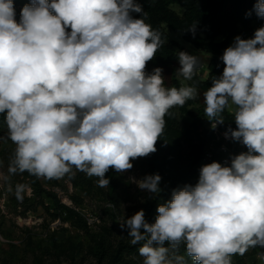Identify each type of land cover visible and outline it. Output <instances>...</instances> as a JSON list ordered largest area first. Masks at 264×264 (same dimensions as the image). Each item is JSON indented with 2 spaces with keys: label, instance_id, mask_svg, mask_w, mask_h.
Wrapping results in <instances>:
<instances>
[{
  "label": "clouds",
  "instance_id": "9594fccd",
  "mask_svg": "<svg viewBox=\"0 0 264 264\" xmlns=\"http://www.w3.org/2000/svg\"><path fill=\"white\" fill-rule=\"evenodd\" d=\"M253 11L264 19V0ZM15 16L13 0H0V140L15 145L11 174L51 180L74 167L108 187L106 173L155 153L170 109L198 96L194 86L166 87L160 67L146 72L165 41L136 0H30ZM188 31L195 35V23ZM178 60V74L192 80L199 57L180 51ZM221 60L222 74L203 92L205 116L215 129L234 105L236 128L224 136L248 151L202 165L194 186L158 205L154 223L143 209L119 223L143 264H186L185 254L193 264H232L234 255L264 249V26L236 36ZM129 179L161 191L158 173ZM24 191L16 185L18 199Z\"/></svg>",
  "mask_w": 264,
  "mask_h": 264
},
{
  "label": "rangeland",
  "instance_id": "374dc122",
  "mask_svg": "<svg viewBox=\"0 0 264 264\" xmlns=\"http://www.w3.org/2000/svg\"><path fill=\"white\" fill-rule=\"evenodd\" d=\"M171 9L182 14L178 5H172ZM262 26L264 24L256 23L249 30L240 29L237 36L252 38ZM167 33L170 40L178 42L189 54L199 57L198 76L204 80L209 56L184 42L180 33ZM177 77L182 86H193L178 72ZM234 108L230 105L227 110L233 114ZM189 109L196 112L198 107L194 105ZM5 114H0V117ZM6 135L0 134L3 137ZM14 148L10 140H0V264H100L102 250L108 249L107 252L112 254L120 245H131L128 230H122L119 223L150 204L151 194L140 190L129 179L135 177L139 180L144 177L143 173L134 169L118 173L110 169L106 173V178L110 180L108 187H100L97 177H88L74 167L59 179L38 178L43 190L54 193L62 203L79 214L72 217L63 214L55 219L57 212L50 200L35 190L32 175L27 172L9 173ZM229 150L231 155L244 152L242 143L230 145ZM205 164L209 163L203 162ZM82 181L86 182L85 185L81 184ZM18 184L25 186L22 199L15 195ZM261 253L264 249L250 248L242 258L246 264H264ZM231 261L232 264L237 263L232 257Z\"/></svg>",
  "mask_w": 264,
  "mask_h": 264
},
{
  "label": "trees",
  "instance_id": "16d2710c",
  "mask_svg": "<svg viewBox=\"0 0 264 264\" xmlns=\"http://www.w3.org/2000/svg\"><path fill=\"white\" fill-rule=\"evenodd\" d=\"M51 2V0H50ZM148 13L146 22L153 29L158 30L165 41L153 60L146 66V72L151 73L156 67L163 69L166 87H182L177 77V69L180 68L178 52L189 53L178 42L170 40L168 31L180 33L184 42L190 44L195 50L209 55L207 65L208 75L202 80L197 70L191 81L197 88L198 96L195 100H189L183 107L175 106L170 109V115L165 117L166 126L163 136L157 141L155 153L147 157L137 158L132 161L134 170L145 175L159 174L161 191L151 194L150 204L143 207L145 219L154 223L158 215V205L171 199L174 189L182 188L190 184L195 185L200 174V168L204 162V155L214 144L215 137L210 129L211 121L205 116V104L203 92L212 86V78L219 77L225 67L221 57L224 50L229 47L230 40L242 30H249L253 24H264V19L258 18L253 11L256 0H136ZM15 7V19L20 20V10L30 0H13ZM172 5H178L182 14H178ZM251 12V15L247 13ZM134 18H141V14L132 13ZM195 23V35L188 31L189 26ZM70 31V30H69ZM221 38V39H219ZM197 105L196 112L191 111V106ZM224 123L219 125L224 132L229 127L235 129L236 124L233 114L227 109L222 114ZM0 117V134L7 133L4 117ZM219 145L213 146V161L218 162L223 155L218 154ZM243 151L247 152L243 147ZM32 185L38 190L40 196H46L50 200L52 208L57 212L54 218L62 215L79 216V214L65 205L54 193L43 190L38 178L31 176ZM82 181V185H85ZM167 245V242L165 244ZM140 245H120L115 252L108 253V249L102 250L101 263L106 264H142L138 253ZM108 251V252H107ZM181 254L186 253V245H180ZM232 258L236 264H246L240 255ZM186 264H193L192 257L185 254Z\"/></svg>",
  "mask_w": 264,
  "mask_h": 264
},
{
  "label": "built area",
  "instance_id": "2783aa9c",
  "mask_svg": "<svg viewBox=\"0 0 264 264\" xmlns=\"http://www.w3.org/2000/svg\"><path fill=\"white\" fill-rule=\"evenodd\" d=\"M210 129L213 132L215 140H214V144L211 146V148L206 151V153L204 155V162H207V163L212 162L213 157H214V152H213L212 148H213V146L218 144L219 147H218L217 153L221 154V155H228L225 158H221L219 161L222 162V165L230 164V158H231V156H233V154L231 155L230 150H229V146L234 144V143H240V142H236V141H233L231 139H226L224 136L225 132L220 129L219 125L215 129H213L210 125ZM243 147L246 149V151H248V149L245 145H243Z\"/></svg>",
  "mask_w": 264,
  "mask_h": 264
},
{
  "label": "crops",
  "instance_id": "0c3cea01",
  "mask_svg": "<svg viewBox=\"0 0 264 264\" xmlns=\"http://www.w3.org/2000/svg\"><path fill=\"white\" fill-rule=\"evenodd\" d=\"M205 54H206V53H205ZM205 56H209V55L206 54ZM208 62H209V60L207 61V65H208ZM207 65H206V69H207ZM205 72H206V74L208 75V70H207V71L205 70ZM207 75H206V77H207ZM206 77H205V78H206ZM201 78H202V77H201Z\"/></svg>",
  "mask_w": 264,
  "mask_h": 264
}]
</instances>
